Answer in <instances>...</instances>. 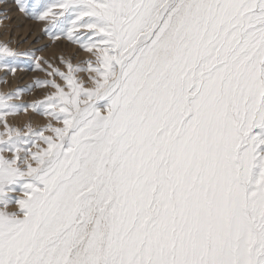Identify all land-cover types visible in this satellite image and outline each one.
<instances>
[{
  "label": "snow or ice",
  "instance_id": "obj_1",
  "mask_svg": "<svg viewBox=\"0 0 264 264\" xmlns=\"http://www.w3.org/2000/svg\"><path fill=\"white\" fill-rule=\"evenodd\" d=\"M14 3L88 58L0 43V264H264V0Z\"/></svg>",
  "mask_w": 264,
  "mask_h": 264
},
{
  "label": "rangeland",
  "instance_id": "obj_2",
  "mask_svg": "<svg viewBox=\"0 0 264 264\" xmlns=\"http://www.w3.org/2000/svg\"><path fill=\"white\" fill-rule=\"evenodd\" d=\"M9 3H10V5H9ZM0 5H2V6H0V23L3 22V24H5V27H3L5 29H3V30L0 29V36L1 37L3 36V38L0 37V41H1L0 43H7L9 45V47H11L15 51L21 52V53L26 52V51H35L36 49H43L42 51H35V54L39 57H43L44 59H47L54 66L60 67L61 70H65L64 66L60 63V60H59V58L61 56H63L65 59L71 58L73 64H76L79 61H82V60H85L88 58V54L83 52L82 50H80L78 45L71 44L70 42H68L63 37L60 40L53 42L51 40V38L48 35H45V33H44L45 22L31 19V18L25 16L23 13L19 12L16 9V5L14 3V0H8L7 5L2 4V3H0ZM11 7L13 9H11ZM15 12L16 13L18 12L17 15L18 16L20 15L19 18H16L18 16L15 15L16 14ZM8 13H9V15H8ZM3 14L8 15L7 19L4 20L2 18ZM20 18H22L23 21L26 20L27 22H23L22 19L20 20ZM14 20L16 21V23ZM13 22H14V24H13ZM21 23H23L26 26H24L23 24L20 25ZM32 25H33V27H32ZM25 27H27V28H25ZM28 28H30V30ZM14 29H18L19 31L17 30L18 31L17 32ZM24 31L25 32L27 31V32L25 33ZM5 36H6V38H5ZM21 61H22V63L17 68L18 71L16 70L17 73L15 72L16 74H14V75L10 72L8 75L7 69L0 68V78H1V81L3 80L2 81V82H4L3 84L6 85L7 82H10L8 90L6 93L12 92L17 88H24L25 86L31 84L34 80H37V79H39V80L51 79L50 77L47 76V74L45 72L34 68V64H35L34 61H30V60H28V58H25V57H21ZM80 75L85 76L84 73H81ZM13 77L14 78L17 77L16 78L17 80L15 83H13ZM49 91H51V90L50 89L46 90V89H42V88H34L29 93H21L19 99H15V100H13V102H15L17 104L33 103V102L42 100ZM32 112L33 111L31 109H29L26 113L20 112V113H18V115L27 114L29 116V115H31ZM32 114L34 115V112ZM36 115H38V114H36ZM38 117L41 118L42 121H44V119H45L41 115H38ZM23 123L19 124L20 128H24L25 123L24 124ZM43 124H41L40 126H42ZM10 125H14V124L10 123ZM37 127H39V126H37ZM1 128H3V126Z\"/></svg>",
  "mask_w": 264,
  "mask_h": 264
},
{
  "label": "bare ground",
  "instance_id": "obj_3",
  "mask_svg": "<svg viewBox=\"0 0 264 264\" xmlns=\"http://www.w3.org/2000/svg\"><path fill=\"white\" fill-rule=\"evenodd\" d=\"M8 1V0H7ZM9 5H10V3H9ZM12 5V4H11ZM0 6H2V5H0ZM15 6V5H14ZM6 8V7H5ZM7 9V8H6ZM11 9H13L12 7H11ZM16 13V12H15ZM18 13V12H17ZM17 13L15 14V15H17ZM14 14V13H13ZM8 15H9V13H8ZM7 15V16H8ZM14 15V16H15ZM18 16V15H17ZM20 16V15H19ZM19 16L18 17H16V18H19ZM13 17V16H12ZM15 18V19H16ZM22 18H20V20H21ZM5 20V19H4ZM17 20V19H16ZM19 20V19H18ZM15 21V20H14ZM22 21H23V19H22ZM9 22V21H8ZM7 22V23H8ZM23 22H27L26 20L25 21H23ZM15 23H16V21H15ZM33 23V22H32ZM13 24H14V22H13ZM23 23H21L20 25H22ZM19 25V26H20ZM24 25V24H23ZM24 26H26V25H24ZM23 26V27H24ZM3 27H5V24H3V22H1L0 23V29L1 30H3V29H5V28H3ZM32 27H33V25H32ZM11 28V27H10ZM25 28H27V27H25ZM7 29V28H6ZM13 29V28H12ZM29 30H30V28H28ZM36 29V28H35ZM14 30H18V29H14ZM26 30V29H25ZM19 31V30H18ZM17 31V32H18ZM32 31V30H31ZM25 32V31H24ZM27 32V31H26ZM25 32V33H26ZM29 32V31H28ZM32 33V32H31ZM1 37V36H0ZM1 38H3V36L1 37ZM5 38H6V36H5ZM18 38V37H17ZM2 40V39H1ZM6 40V39H5ZM1 42V41H0ZM24 66V65H23ZM23 68V67H22ZM22 70V69H21ZM26 70V69H25ZM18 71V70H17ZM17 71H16V73H17ZM24 71V70H23ZM15 73V74H16ZM8 75H9V72L7 73ZM5 75V74H4ZM14 75V74H13ZM22 75V74H21ZM6 76V75H5ZM19 76V75H18ZM17 76V77H18ZM3 77V76H2ZM16 77V78H17ZM5 78V77H4ZM16 78H14L13 77V83H15L16 82ZM23 79V78H22ZM9 80V79H8ZM3 81V80H2ZM1 81V78H0V94H7L6 92H7V90H8V87H9V83L10 82H7V84L5 85V84H3L4 82H2ZM10 90V89H9ZM12 103H15V102H13V101H11ZM26 113V112H25ZM29 113V112H28ZM33 113V112H32ZM31 113V115H27V114H24V115H18V114H16V115H14V116H8V117H6L5 119L8 121V123L10 124V123H12V124H14L13 126H16V127H19V124H21V123H25V125H27V124H31L32 125V127H37V126H40L41 124H43L44 122H46L45 121V119H44V121H42V119L41 118H39L38 117V115H36V113H34V115ZM23 123V124H24ZM2 126L0 125V132H3V128H1ZM22 127V126H21Z\"/></svg>",
  "mask_w": 264,
  "mask_h": 264
}]
</instances>
